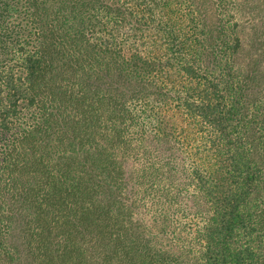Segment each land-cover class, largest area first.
<instances>
[{
	"label": "trees",
	"instance_id": "16d2710c",
	"mask_svg": "<svg viewBox=\"0 0 264 264\" xmlns=\"http://www.w3.org/2000/svg\"><path fill=\"white\" fill-rule=\"evenodd\" d=\"M0 264H264V0H0Z\"/></svg>",
	"mask_w": 264,
	"mask_h": 264
},
{
	"label": "rangeland",
	"instance_id": "374dc122",
	"mask_svg": "<svg viewBox=\"0 0 264 264\" xmlns=\"http://www.w3.org/2000/svg\"><path fill=\"white\" fill-rule=\"evenodd\" d=\"M250 18H252V15H247V17L245 18V23H244V27L245 29L247 30V35L250 34V25H249V21H250ZM247 35H245L244 39L245 41L247 42Z\"/></svg>",
	"mask_w": 264,
	"mask_h": 264
}]
</instances>
